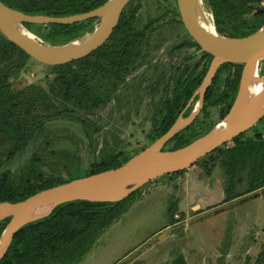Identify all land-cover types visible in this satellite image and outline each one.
I'll return each instance as SVG.
<instances>
[{"label": "trees", "instance_id": "trees-1", "mask_svg": "<svg viewBox=\"0 0 264 264\" xmlns=\"http://www.w3.org/2000/svg\"><path fill=\"white\" fill-rule=\"evenodd\" d=\"M0 1L26 14L63 17L88 12L108 0ZM208 1L213 10L216 29L224 36L246 37L264 25V14H255L257 10L264 9V0ZM137 11L138 8L132 9L127 5L109 40L92 54L53 67L56 77L48 90L32 86L18 91L12 89L13 78L30 57L0 32V202L17 203L48 188L120 167L143 150H137L134 154L117 148L111 153L99 151L97 133L100 129L88 116L78 114H91L104 107L135 70L136 64L146 60L144 49L149 44L147 32L150 25H138ZM248 16L251 19H246ZM240 19L243 21L236 24L235 21ZM96 20L72 25L25 23L24 26L46 43L63 45L92 32ZM206 57L196 79L191 80L188 76V83L180 82L176 86L170 115L155 124L148 135V145L167 133L178 119L181 109L200 86L212 58L207 54ZM241 70L242 65L236 63H226L219 68L206 91L203 108L195 121L171 138L163 151L177 150L211 131L214 125L206 127V120L212 108H220L222 120L226 117L238 92ZM260 72V75L264 74V59L260 64ZM193 105H190L186 115L191 112ZM177 106V112H172ZM60 121L77 124L87 140L86 147H80L77 153L67 156L61 155V150L56 149L53 151L55 158L48 159L47 150L38 146L39 141L45 137L46 130L52 124ZM252 129L203 157L212 159L214 165L217 159L220 160L227 178L223 203L264 188V137L262 131L251 132ZM47 139L46 145L49 144ZM85 153L90 156L88 166L83 165L82 161ZM186 171L168 175L179 176ZM142 188L120 202L74 201L59 205L49 216L21 228L0 264L79 263L101 235L130 208L132 203L129 201ZM169 210L173 215L172 209ZM9 221L10 218L0 222V238ZM171 264H187V261L180 253Z\"/></svg>", "mask_w": 264, "mask_h": 264}, {"label": "rangeland", "instance_id": "rangeland-1", "mask_svg": "<svg viewBox=\"0 0 264 264\" xmlns=\"http://www.w3.org/2000/svg\"><path fill=\"white\" fill-rule=\"evenodd\" d=\"M171 1L131 0L129 4L132 9L138 8L139 26L145 27L157 20L147 32L149 44L144 54L158 70L137 68L104 107L91 114L78 113L88 116L100 129L97 133L99 151L111 153L117 148L134 154L149 146L155 108L146 95L147 85L136 92L131 85L143 78L150 81L158 77L168 64L178 62L189 53H175L173 59L167 55L168 50L185 37L182 36L183 26L169 23L171 7L167 5H172ZM200 8L212 22L213 10L205 0H200ZM242 21L235 22L239 25ZM55 77L52 66L29 58L13 78L11 87L14 91L31 86L48 90ZM162 94L159 89L157 96ZM209 113L206 127L222 121L220 108H212ZM254 130L262 131L264 137V118L251 132ZM86 141L77 124L60 121L46 130L38 146L47 150L48 159H53L54 150H61L60 154L67 156L77 153L80 147L85 149ZM82 159L83 165L88 166L89 154L85 153ZM202 160L182 175H165L145 184L129 201L132 204L124 215L75 264H171L180 253L187 264H264V188L223 203L227 178L220 160L217 159L215 165L212 159ZM169 208L173 215L168 212Z\"/></svg>", "mask_w": 264, "mask_h": 264}, {"label": "water", "instance_id": "water-1", "mask_svg": "<svg viewBox=\"0 0 264 264\" xmlns=\"http://www.w3.org/2000/svg\"><path fill=\"white\" fill-rule=\"evenodd\" d=\"M129 1L108 0L88 12L63 17L26 14L0 1V32L30 58L52 67L66 65L89 56L109 40ZM176 1L186 31L205 53L213 57L197 91L199 101L194 111L186 119H178L166 134L120 167L48 188L17 203L0 202V221L10 218L0 238V262L21 228L49 216L59 205L74 201L120 202L159 177L190 169L197 161L252 129L264 118V85L253 96L248 95V87L254 77L264 79V74L259 75V67L264 59V25L249 36L232 38L220 34L212 23L215 33L210 34L196 18V4L200 7V0ZM255 14H264V9L257 10ZM95 18L99 19V23L92 32L63 45L46 43L24 26L25 23L72 25ZM226 63L241 64L242 70L234 103L221 121L224 127L215 131L218 123L206 135L188 145L163 151L168 140L193 122L203 106L206 91L216 72ZM38 210L47 213L35 217Z\"/></svg>", "mask_w": 264, "mask_h": 264}, {"label": "flooded vegetation", "instance_id": "flooded-vegetation-1", "mask_svg": "<svg viewBox=\"0 0 264 264\" xmlns=\"http://www.w3.org/2000/svg\"><path fill=\"white\" fill-rule=\"evenodd\" d=\"M205 1L209 5V1L208 0H205ZM130 2H131V0L128 2L127 5H129ZM171 2H172V5H167V6L171 7L170 12H168L169 15L171 16L169 23H171V25L178 24V25L183 26L181 29L182 30V36H185V37L183 38V40L180 43H178V45H176L172 49L168 50L167 55L170 56L171 59H173L174 58L173 55L175 53L180 54V52H183V51H188L189 53L187 55H185V57L182 56L178 62L171 63V65L168 64L165 67L164 71H162L159 75H157L158 77L155 78V76H154L153 79H151L150 81H149V79L144 80V78H143V79L139 80L136 84L131 85L134 92L139 91L143 88H146L143 86L144 84L148 86V89L146 90V95H148L150 97V100L152 101V106L155 108L154 109V118L152 119V122H151L149 134L155 128L156 123H158L160 120H162L163 118L170 115V107H171L170 104L172 103L173 95H174V91H175L176 86H178L180 84V82H187L188 76H190L191 80L196 79V77L198 75L197 72L202 70L201 67H203V64L206 62V58H207L206 57L207 53H205V51L193 40V38H191V36L186 31V29H185V27L181 21L180 15L178 13L177 1L172 0ZM126 7H125V9H126ZM209 7L211 8L210 5H209ZM95 19L99 20L98 18H95ZM155 22H157V20ZM155 22H153V24H155ZM212 23H214L213 16H212ZM153 24L150 23V29H152V27L154 26ZM96 26H95V28H96ZM146 26H149V25H146ZM207 55H209V54H207ZM212 60H213V57L210 60V65H211ZM136 65H137V67L135 68V70L137 68H140V67H142V68L149 67L153 70H158V67L156 66V64L152 65V60L151 59L147 60V57H146V60L144 62H142V63L138 62ZM210 65H209V67H210ZM217 72H216V74H217ZM131 74H129L127 76V78L125 79V83H123V84H126V81L128 80V77ZM216 74H215V76H216ZM205 76H204L201 84L203 83ZM123 84H122V86H123ZM201 84H200V86H201ZM200 86L194 91V93L190 97L189 101L181 109V111L179 112V115H178V119H186L194 111V109L196 108L197 103L199 101V94L197 93V91L200 88ZM159 89L160 90L162 89V91H163V94L161 96H157ZM204 99H205V97H204ZM181 103L183 104V101ZM192 103H194L193 108H192L191 112L188 115H186L185 113ZM203 104H204V102H203ZM202 108H203V106H202ZM177 110H178V106L175 107V109H173L172 112H177ZM200 111H199V113H200ZM199 113L197 114V116L199 115ZM197 116L195 117V119L197 118ZM195 119L193 120V122L195 121ZM176 121H175V123H176ZM190 125H188V126H190ZM148 138H149V136H148ZM168 141L165 143L163 148L166 146Z\"/></svg>", "mask_w": 264, "mask_h": 264}, {"label": "bare ground", "instance_id": "bare-ground-1", "mask_svg": "<svg viewBox=\"0 0 264 264\" xmlns=\"http://www.w3.org/2000/svg\"><path fill=\"white\" fill-rule=\"evenodd\" d=\"M199 8H200L199 5L196 4V18H197L199 24L208 33L214 34L215 33V28L212 25V22H210L209 20H207V18L204 16V14L202 13V11ZM263 83H264V79H260V78H258V76H255L254 79L249 84V87H248V95L249 96H253L254 93H256L257 91H259L261 89V87L264 85ZM223 127H224V122H221L215 128V131H220ZM44 213H47V211L41 213V211L38 210V211L35 212V217H38V216H40V215H42Z\"/></svg>", "mask_w": 264, "mask_h": 264}]
</instances>
